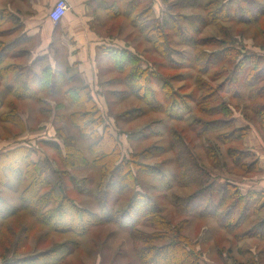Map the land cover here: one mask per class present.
Masks as SVG:
<instances>
[{
	"label": "trees",
	"instance_id": "1",
	"mask_svg": "<svg viewBox=\"0 0 264 264\" xmlns=\"http://www.w3.org/2000/svg\"><path fill=\"white\" fill-rule=\"evenodd\" d=\"M170 2L171 0H164L166 9L163 17L155 14L154 0H104V5L98 8H101V11L113 20L122 18V22H130L133 30L129 36L145 35L146 38L155 41L153 56L158 59L150 58L152 60L150 65L156 72L150 71L148 67H142L138 53H133L128 48L115 49L110 45H102L100 52L108 56L112 62V70L118 72L119 76L115 80L124 83L141 101L145 102L148 109L143 115L164 113L177 123L176 127L164 125L166 135L168 134L172 139L171 151L168 152H172L174 156L167 161L172 167L168 170L163 169L162 164L165 163L163 161L159 167L146 165V168L150 169L149 173L158 176L168 189L172 187L173 182L181 187L192 189L187 196L173 195L177 216L188 217L185 221L178 223L167 217L155 198L138 186L141 184L138 178L141 168L137 171H134V168L140 166L135 161L139 152H133L130 158L122 157L120 143L112 134L109 124H102L104 115L91 86L80 77L77 71L69 74V69L74 70L73 66L70 67L67 64L64 69L57 68L48 54L31 59L35 39L23 32L20 18L9 8H0V38L3 36L8 38L0 40V87L3 80L6 83L4 97L0 96V104L10 106V103L17 101H35L40 106V113L53 118L57 126L55 138L40 140V144L52 148L62 162L70 163L71 167L77 164H84L87 167L91 164L99 165L108 176L105 190L101 188V191L99 190L100 207L104 212L99 215L68 195L69 184L63 183L65 174L54 168L49 158L34 161L27 146L2 153L0 155V185L4 186L5 190L14 188L7 182L8 174H12L16 176L17 184L21 186L19 190L24 189L19 193L16 202L0 191V237L4 239L0 242L1 256L3 258H7L8 255L17 257L18 248L26 246L21 244L24 241H19V238L31 237L35 231L40 230L39 226L58 234L72 235L66 241L64 240L65 243L56 244L47 251L40 250L35 255L7 260L4 264H59L65 255L71 253L73 245L85 231L104 223L116 224L130 233L139 264H201L203 248L199 249V242L190 239L185 230L186 222L191 217L215 219L222 229L234 234L236 242L246 238H255L259 240L256 241L258 243L264 242V217L257 220L251 219L252 215L260 212L264 207V191L250 190L242 193L239 185L231 180H225L219 184L213 178V171L208 169L193 151L191 147L193 139L189 135V132H194V136L200 138L211 134L227 144V153L234 160L230 166L225 163L230 171H237L236 173L240 174L258 173L262 172V168L258 167L257 155L252 150L243 149L238 145L243 144L250 125L237 127L232 121L233 114L229 112L230 106L224 97L221 94L218 95L206 81H201V78L195 77V91L188 102L179 101L177 98L170 99L169 81L162 78L160 74V71L170 69V65H164L161 61V59H169L168 48L159 49L167 43L170 44V33L177 31L173 11L178 8L192 7V4L188 5L186 1L171 4ZM210 2L213 5L216 2L218 5L216 9L210 10L218 20L248 25L259 22L264 16V5L260 3L261 0H224L222 2L211 0ZM143 19L145 21H142ZM168 19L172 20V28L169 27ZM107 21L97 15L96 19L90 22V28L99 33L100 28L107 25ZM141 21L143 23H140ZM118 23L113 21L112 26L117 27ZM222 28H224L221 29L223 36L218 38L219 41L225 40L228 36L231 39L232 27L228 28L225 25ZM111 29L114 31L115 27L108 31ZM235 52V49L228 47L218 51V54L213 51H198L192 61L187 60L188 63L184 66L187 70H196L197 75L201 77L207 76L215 67L213 58L219 55L220 57L215 60L221 59L222 62L231 64L229 58H232ZM224 54L227 55L226 59ZM61 58L64 59V54H55L56 63L59 60L61 63ZM201 58H205L206 62L201 61ZM239 64H241L240 69L251 66L250 73L244 75L242 73L244 70H238V74H242V83L237 84L234 79L231 84L226 83L222 86L221 91L231 94L233 98L241 97L240 99L248 91L245 98L248 102L254 103L252 107L256 117L252 119L259 125L264 140V84L260 85L264 83V57L244 55L239 59L237 69ZM37 65L40 66L38 69H36ZM252 71L257 72L256 78H250ZM102 73L103 69L99 66L98 76L104 75ZM37 84L40 86L37 89L39 91L34 88ZM153 85L157 89L152 87ZM228 86L229 88H226ZM204 89H208L205 95L197 94V90ZM218 91L221 93L220 89ZM243 91L244 93H241ZM37 92L41 95L39 96ZM117 92L112 91L110 95L114 97L124 91L122 89ZM47 100L55 102L56 106L52 107ZM108 101L112 105V100L108 98ZM68 104L73 108L72 113H67V110L64 112ZM9 108L8 113H0V117L4 122L8 121V117L18 122L19 132L16 135H19L26 129V125L19 116L21 112L17 108ZM190 114H193V119ZM251 117L247 113L246 118L250 123ZM74 119L79 121L83 129L85 137L83 139L90 140L88 154L92 156V159L82 155V150L76 147L75 139L67 129V126L71 125L70 120L74 123ZM182 123H186L187 127L182 126ZM213 150V144L206 147L208 159H213ZM221 165L220 160L216 159L212 164L213 167ZM30 178L31 181L22 187L23 182ZM69 181L80 189L85 180H77L72 174ZM88 182L89 180L86 179V183ZM112 193L113 197H110ZM123 199L128 200L126 207L123 210L116 209L114 202ZM15 222L21 225L20 235L16 240L11 241L16 236V230L13 229ZM142 227H151L153 231H144ZM262 250L256 254L252 249L242 248L241 258L234 264H262L260 258L264 256V249Z\"/></svg>",
	"mask_w": 264,
	"mask_h": 264
},
{
	"label": "rangeland",
	"instance_id": "2",
	"mask_svg": "<svg viewBox=\"0 0 264 264\" xmlns=\"http://www.w3.org/2000/svg\"><path fill=\"white\" fill-rule=\"evenodd\" d=\"M181 1H186L188 5L192 4L193 8H178L176 11H173L177 31L170 33V44L167 43L160 49L158 48L159 50L168 48L169 59H161V61L164 65H170V69L167 68L162 70L160 74L162 78H166L169 81L171 87L170 99L177 98L179 101L183 100L184 102H188L190 99L189 97H192L195 91V77L201 78V81H206L208 85L213 87V90L218 95L221 94L230 106L229 112L233 114L232 121L236 126L246 127L248 124L250 125L249 132L244 138L243 144L238 145L242 146L243 149L252 150V152L257 155L258 167L262 168V172H246L245 174H240L236 173L237 171H230L225 163H228L230 166L234 160H232L231 155L227 153L228 145L216 139V137L211 134L197 138L194 136V132H189V135L193 139L191 147L196 155L204 162L203 164L213 171V178H215L219 184L225 180H231L239 185L242 193H247L250 190L264 191V140L259 125L252 119L256 117L254 107H252L254 103L252 101L248 102L247 98H245L248 91L246 94H243L244 97L242 99H240L241 97L233 98L231 94L221 91L222 86L226 83L231 84L234 79L237 84L241 82L242 74H238V70H244V72H242L244 75L250 73L252 69L251 66L246 69H240L241 64H239V69L236 68L242 56L251 54L264 57V16L255 24L247 25L244 23L227 22L215 19V16L210 12V10L212 11L218 7L216 2L213 5L212 2H210L211 0H171L170 4L175 2L180 3ZM217 1L222 2L224 0ZM261 1L260 3L264 5V0ZM165 9L166 5L164 4V0H154V11L157 16L163 17ZM100 12H102L100 13V18L103 17L105 20H108V23L105 27L100 28L99 33L92 30V33L97 34L100 38L95 36H93V39L87 38L89 42H95L96 45L101 44L100 46L110 45V47L115 49L128 48L133 53H138L142 67H148L150 71H155L154 67L150 65L153 58L158 59V57L153 56L154 39L146 38L145 35L138 36L137 34L129 36V33L133 30L130 22H122V18L113 20L112 17L103 13L104 11ZM110 20L118 21V26H112L113 21ZM142 21H145V19ZM142 21L140 23H143ZM168 22L170 23L169 27L172 28V20L168 19ZM225 25L228 28L232 27V36L231 39L229 36L228 38L223 37L225 40L222 39L220 42L218 38H222L223 34L221 29L223 30L224 28L222 27H225ZM112 27H115V30L112 31L113 29H111L110 31L112 32L108 31ZM7 39L8 38H5V36L0 38L1 41ZM226 47L236 50L231 56L232 58H229L231 59V64L224 63L221 59L215 60L220 57L217 55L216 58L212 60L215 67L210 70L207 76L201 77L197 75L196 70H187L184 66V64L186 65L188 63L187 60L192 61V58L198 51H213L218 54V51L226 49ZM224 55L226 59L227 55ZM150 58H152V60H150ZM61 60L63 61V58H61ZM201 61L205 63L206 59L201 58ZM111 63L108 56L104 55L103 52H99L97 65L100 66V69H103L102 74L104 75L101 77L99 75V78L96 77L95 74L97 71L94 69V74L92 77H88L87 80L90 81L89 85L92 88L93 95L103 112L104 119L102 124H109L112 134L120 143L122 157L130 158L133 152H139V156L135 158V161H137L136 163L140 166L134 168V171L141 168L139 169L138 175L141 184L138 186H141L147 194L155 198L167 217L172 218L173 221L177 223L182 220L185 221V219H188L187 216H177L173 195L181 197L187 196L191 193L192 189L181 187L175 182H173L172 187L168 189L163 185L158 176L149 173L150 169L146 168V165L159 167L163 161H165V163L162 164L163 169L168 170L172 167L167 163V161L174 156L172 152H168L171 151L170 141L172 142V139L169 138L168 134L166 135L164 125L176 127L177 123L173 122V120L168 118L164 113L143 115L144 112H147L146 109H148L145 102L141 101L139 97L136 96V93L130 91L124 83L115 80L119 74L112 70ZM39 67L40 66L37 65L36 69ZM61 68L64 69V67ZM69 71H67L69 74L75 72V70L72 69H69ZM85 76H87V74H85ZM85 76L84 78L86 80ZM257 76V72L252 71L250 78H256ZM5 84V80H3L0 87L1 97H4ZM262 84L264 83L260 85ZM152 87L155 88L154 85ZM34 88L36 91H39L37 89H39L40 86L37 84ZM226 88H229V86ZM122 89L124 92L118 93L122 91ZM155 89H157V87ZM219 89L221 93L218 91ZM112 91H118V94L112 97L110 95ZM206 91H208V89L197 90V94L203 96L207 93ZM37 93L39 96L41 95L40 92ZM241 93H244V91ZM11 98L15 97L11 96ZM108 98L112 100V105L109 103ZM47 102L52 107L56 106V103L53 101L50 102L47 100ZM9 105L10 106H6L4 104L3 106V104H0V113H8L9 107L17 108L18 111L21 112L19 116L23 120L24 125H26V129H24L21 134L16 135L19 132V123L10 119V117L7 118L8 121L4 122L0 117V155L8 150L27 146L30 149V155L34 161H42L49 158L54 168L60 171V173L67 175H64L63 183L69 184L68 195L92 212L102 215L104 212L100 207L99 190H105L108 182L107 174L102 171L99 165L95 166L91 164V166L87 167L84 166V164H77L71 167L70 163H63L52 148L40 144V140L55 138L57 126L53 118L46 116L44 113H40V106H38L35 101H17ZM191 105L194 106L193 103H191ZM66 110L67 113H72L73 108L68 104L64 112ZM182 113H184V111ZM247 113L252 116L251 123L249 119L246 118ZM190 117L193 119V114H190ZM74 121L76 123L70 120L69 123H71V125L69 124L67 129H69L72 137L75 139L76 147L82 150V155L92 159V156L88 154L90 140L83 139L85 138L83 136V129L80 127L77 119H74ZM187 123H189V121H187ZM181 125L186 126L187 124L182 123ZM157 132L161 134L156 136L158 134ZM65 136L67 135L65 134ZM208 137H210V140H208ZM63 141L62 138L61 142L63 143ZM209 144H213L214 147L213 159H208L206 156V147L208 148ZM229 145L232 144L229 143ZM82 155H80L81 158ZM215 159L220 160L222 163L220 167L212 166ZM72 174L77 180H85L80 189H77L76 185L69 181ZM169 177L172 180V177ZM86 179L89 180L88 183H86ZM17 181L15 175L8 174V184H11L16 189L10 187V189L5 190L4 186L0 185V191H2L7 198L12 199L13 202L18 201L19 193L24 189L21 188V190H19L21 186L17 184ZM30 181L31 178L23 182L22 187H25ZM86 187L87 190H85ZM109 196L113 197V193ZM127 203L128 200L126 199L116 200L114 205L116 209L123 210ZM24 215L26 214L24 213ZM262 217H264V207L260 212L254 214V216L252 215L251 219L257 220ZM20 228L21 225L15 222L13 229L16 230V236L11 241L18 238L20 235ZM38 228H40V230L38 232L35 231L34 235L31 237L27 238L21 236V238H19V241H24V243L21 244L26 246L23 248L20 246L18 248L17 257L8 255L7 258H3L0 248V264H4V261L7 260L35 255L40 250L47 251L56 244L65 243L68 237H72L71 234H58L46 227L42 228L39 226ZM142 230L151 232L153 228L142 227ZM185 230L190 239L199 242L198 248H203L201 264H234L236 260L241 258L240 254L242 248L252 249L256 254L264 249V242L258 243L256 241L259 240L255 238H246L236 242L237 240L234 234L222 229L213 218L200 219L191 217L186 222ZM1 240L4 241L2 237H0V242ZM73 247L71 253L65 255L64 259L59 264H139L134 251L132 236L128 231L113 223L93 226L90 230L83 233ZM260 260L261 263L264 264V256H261Z\"/></svg>",
	"mask_w": 264,
	"mask_h": 264
},
{
	"label": "crops",
	"instance_id": "3",
	"mask_svg": "<svg viewBox=\"0 0 264 264\" xmlns=\"http://www.w3.org/2000/svg\"><path fill=\"white\" fill-rule=\"evenodd\" d=\"M54 3L55 0H0V8H9L20 18L23 32L35 39L31 59L48 54L57 68L67 64L73 66L80 77L82 75L81 78L90 84L87 80L94 74V69L97 71L95 76L99 78L97 54L101 51V44L96 45L87 38L98 37L92 33L90 22L102 13L98 7L104 5V0H69L70 8L58 24L49 18ZM55 54H64L61 63L60 60L56 63Z\"/></svg>",
	"mask_w": 264,
	"mask_h": 264
},
{
	"label": "built area",
	"instance_id": "4",
	"mask_svg": "<svg viewBox=\"0 0 264 264\" xmlns=\"http://www.w3.org/2000/svg\"><path fill=\"white\" fill-rule=\"evenodd\" d=\"M70 8L69 0H55L52 9L49 11V18L54 23L60 22L67 14Z\"/></svg>",
	"mask_w": 264,
	"mask_h": 264
}]
</instances>
